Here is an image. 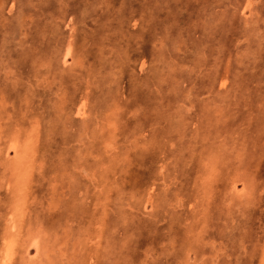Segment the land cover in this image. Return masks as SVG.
<instances>
[{"label": "rangeland", "instance_id": "1", "mask_svg": "<svg viewBox=\"0 0 264 264\" xmlns=\"http://www.w3.org/2000/svg\"><path fill=\"white\" fill-rule=\"evenodd\" d=\"M263 249L264 0H0V264Z\"/></svg>", "mask_w": 264, "mask_h": 264}, {"label": "bare ground", "instance_id": "2", "mask_svg": "<svg viewBox=\"0 0 264 264\" xmlns=\"http://www.w3.org/2000/svg\"><path fill=\"white\" fill-rule=\"evenodd\" d=\"M246 7H247V6H246ZM260 51H261V50H260ZM256 78H257V77H256ZM261 90H262V89H261ZM81 104H82V103H81ZM118 109H119V108H118ZM26 115H27V114H26ZM33 127H34V126H33ZM24 129H25V128H24ZM108 133H109V132H108ZM109 136H110V135H109ZM12 144H13V143H12ZM18 146H19V145H18ZM12 147H13V146H12ZM14 147H15V146H14ZM13 150H14V149H13ZM23 150H24V149H23ZM21 151H22V150H21ZM22 155L24 156V153H23ZM17 157H18V156H17ZM210 159H211V158H210ZM211 160H212V159H211ZM28 162H29V161H28ZM209 162H210V161H208L207 163L209 164ZM210 163H211V162H210ZM212 167H213V166H212ZM24 168H25V167H24ZM209 168H210V167H209ZM4 169H5V168H4ZM210 169H212V168H210ZM18 171H19V170H18ZM212 171H213V170H212ZM17 173H18V172H17ZM20 175H21V174H20ZM22 175H23V174H22ZM15 177L17 178V176H15ZM216 177H217V176H216ZM231 177H232V176H231ZM21 178H22V177H21ZM21 178H20V180H21ZM24 178H25V177H24ZM213 178H214V177H213ZM18 180H19V179H18ZM20 180H19V181H20ZM15 181H16V180H15ZM17 182H18V181H17ZM13 183H14V182H13ZM19 185H21V184H19ZM23 187H24V185L22 186V188H23ZM17 188H18V187H17ZM20 188H21V187H20ZM24 188H26V187H24ZM24 188H23V189H24ZM19 190H20V189H19ZM26 190H27V189H26ZM20 191H21V190H20ZM14 194H15V193H14ZM19 194H20V193H19ZM26 195H27V194H26ZM136 198H137V197H136ZM16 199H17V198H16ZM23 199H24V198H23ZM41 200H42V199H41ZM51 200H52V199H51ZM11 201H12V199H11ZM22 201H23V200H22ZM22 201L20 200V203H21ZM24 201H25V199H24ZM42 202H43V201H42ZM48 202H49V200H48ZM14 203H15V202H14ZM49 203H50V202H49ZM16 204H17V203H16ZM16 204H15V205H16ZM223 207H224V206H223ZM237 207H238V206H237ZM6 208H8V207H6ZM23 208H24V207H23ZM20 210H21V209H20ZM23 211H24V210H23ZM23 213L25 214V212H23ZM23 213H22V214H23ZM167 213H168V212H167ZM207 213H208V212H207ZM18 214H19V213H18ZM20 214H21V213H20ZM20 214H19V215H20ZM191 214H192V213H191ZM192 216H193V215H192ZM14 217H15V216H14ZM14 217H13V218H14ZM27 218H28V217H27ZM20 219H22V216H21ZM17 220H18V219H17ZM7 221H8V220H7ZM4 222H6V221H4ZM10 222H12V221L10 220ZM10 222H9V223H10ZM22 222H23V221H22ZM6 223H7V222H6ZM9 223H8V224H9ZM12 224H13V223H12ZM65 224H66V223H65ZM9 225H11V224H9ZM13 225H14V224H13ZM20 225H21V224H20ZM20 225H19V226H20ZM11 226H12V225H11ZM17 226H18V225H17ZM13 227H16V226H12V228H13ZM183 227H184V226H183ZM201 227H202V226H201ZM5 228H6V227H5ZM19 228H20V227H19ZM19 228H18V230H20ZM9 229H10V228H9ZM227 229H228V228H227ZM11 230H12V229H11ZM15 230H16V228H15ZM244 230H245V229H244ZM12 231H13V230H12ZM10 232H11V231H10ZM229 233H230V232H229ZM13 234H14V233H13ZM15 234H16V233H15ZM18 234H19V231H18ZM8 235H9V234H8ZM167 238H168V237H167ZM7 239H8V237H7ZM34 239H35V238H34ZM228 239H229V238H228ZM15 241H16V240H15ZM34 241H35V240H34ZM90 241H91V240H90ZM12 242H13V241H12ZM12 242H11V243H12ZM229 242H230V241H229ZM7 243H8V242H7ZM227 243H228V242H227ZM24 244H25V243H24ZM55 246H57V245H55ZM78 246H79V245H78ZM160 246H161V245H160ZM261 246H262V245H261ZM250 247H251V246H250ZM4 248H5V247H4ZM262 248H263V246L261 247V250H262ZM6 249H7V248H6ZM20 249H21V248H20ZM45 249H46V248H45ZM7 250H8V249H7ZM7 250H6V251H7ZM261 250H260V251H261ZM263 250H264V249H263ZM12 251H13V249H12ZM61 251H62V250H61ZM98 251H99V250H98ZM19 252H20V251H19ZM51 252H52V251H51ZM9 253H10V249H9ZM21 253H22V252H21ZM62 253H63V252H62ZM236 253H237V252H236ZM262 253H264V251H263ZM44 254H45V253H44ZM46 254H47V253H46ZM46 254H45V255H46ZM80 254H81V253H79V255H80ZM5 256H6V255H5ZM260 256H262L261 253H260ZM260 256H259V257H260ZM47 257H48V256H47ZM7 258H8V257H7ZM49 259H50V258H49ZM65 259H66V258H65ZM193 259H194V258H193ZM259 259H260V258H259ZM6 260H7V259H6ZM51 260H52V259H51ZM197 260H198V259H197ZM241 260H242V259H241ZM64 261H65V260H64ZM38 262H39V261H38ZM68 262H69V261H68ZM258 262H259V261H258ZM3 263H4V261H3ZM40 263H42V262L40 261ZM40 263H39V264H40ZM162 263H163V262H162ZM236 263H237V262H236ZM51 264H52V263H51ZM64 264H65V263H64Z\"/></svg>", "mask_w": 264, "mask_h": 264}]
</instances>
